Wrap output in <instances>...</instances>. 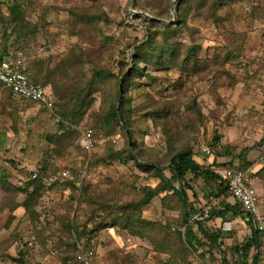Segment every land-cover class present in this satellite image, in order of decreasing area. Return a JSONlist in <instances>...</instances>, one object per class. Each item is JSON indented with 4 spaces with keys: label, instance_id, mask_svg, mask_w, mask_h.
<instances>
[{
    "label": "rangeland",
    "instance_id": "rangeland-1",
    "mask_svg": "<svg viewBox=\"0 0 264 264\" xmlns=\"http://www.w3.org/2000/svg\"><path fill=\"white\" fill-rule=\"evenodd\" d=\"M0 4V56L24 53L57 114L0 82V264H68L80 239L95 264L238 261L230 248H187L177 235L186 208L158 191L169 183L156 170L170 179L171 158L192 149L200 166H247L264 185V0ZM88 128L90 153L80 144ZM216 137L219 150L202 158ZM84 168L79 183L64 176ZM185 183L198 211L212 200L206 185L220 190L205 175Z\"/></svg>",
    "mask_w": 264,
    "mask_h": 264
},
{
    "label": "built area",
    "instance_id": "built-area-1",
    "mask_svg": "<svg viewBox=\"0 0 264 264\" xmlns=\"http://www.w3.org/2000/svg\"><path fill=\"white\" fill-rule=\"evenodd\" d=\"M0 82L9 89L14 98L24 97L43 106L54 115V102L47 95L46 91L30 79L29 62L23 52H11L10 56L0 63ZM94 132L87 129L81 133L80 144L89 153L94 148ZM199 151L207 158L214 156V149L206 144L199 147ZM221 180L228 185L229 191L235 200L241 204L243 210L249 213L253 219V226L259 234L258 243L254 247V254L251 258L256 264H264V216L259 210L260 195L254 187L248 171L236 168H223L217 171ZM84 172L73 174L70 170L64 172V176L70 180H77L78 183L84 178ZM37 173L32 174L36 178ZM194 219H200L193 216ZM184 231V230H183ZM77 260L80 264H95L92 253L80 245L77 253Z\"/></svg>",
    "mask_w": 264,
    "mask_h": 264
},
{
    "label": "trees",
    "instance_id": "trees-1",
    "mask_svg": "<svg viewBox=\"0 0 264 264\" xmlns=\"http://www.w3.org/2000/svg\"><path fill=\"white\" fill-rule=\"evenodd\" d=\"M1 5V4H0ZM1 7V6H0ZM12 12L13 15H18L16 22L21 23L24 19L21 16V9L20 6H14L12 8ZM12 49L10 48V46H8V48L3 52V54L0 56V63L4 60H6L9 56H10V51ZM147 48H145V45H142L139 49H137V53H141L143 51H146ZM168 50V49H167ZM172 50V48H169L168 51ZM161 55V54H160ZM141 57V56H139ZM160 61V60H159ZM138 70H140L138 67H136ZM30 69V66H29ZM30 74V71H29ZM34 79L32 78L31 74H30V79L33 83L35 84H39L38 80H39V76L37 77V75H33ZM40 85V84H39ZM45 91V86L40 85ZM47 93V92H46ZM47 95L50 97V99L54 102L53 98H51V95H49L47 93ZM19 99H23V100H27L24 97H19ZM33 102V101H32ZM36 103V102H35ZM111 118H118V113L116 110H113L110 114ZM91 129V128H88ZM87 130V129H85ZM83 130V131H85ZM93 130V129H91ZM94 141H95V133L93 135ZM217 143H219V138L216 137L214 140V143L210 146L208 144V146L212 147L214 149V155L217 153V150H219V148L217 147ZM84 151L88 152L87 150H85L83 147H81ZM194 157V153L192 151V149H187L184 151H180L178 153H176L172 158H171V172H172V177L170 179H166V177L164 176L163 172L161 170H156L157 176L159 178L162 179V181H166L169 183L168 186L163 187V188H159L158 191L159 192H164V191H173L174 194L178 195V197L180 198V200L183 202L184 207L186 208V211L184 212L185 216H184V231H178L177 235L179 238L184 239L187 248L191 247H195V245H199V246H207V251L209 252H213L215 249H221L223 243L221 242V238L219 231L216 230L214 231L211 227L206 226V222L203 219H194L193 216L199 214L202 217H204V212L202 211H198L197 208H193V205H191V203L189 204V200H188V196H187V189L185 188L186 183H185V179L187 177V175L189 173H192L196 176H202L205 175L207 176L210 180L213 181H218L220 188L225 191H229L228 185L223 182L220 178V176L218 175L217 169L211 171L209 170V168H204L202 166H200V164L193 158ZM250 163H248L249 165ZM247 168V166H245L244 168H238L240 170H245ZM237 169V168H236ZM84 172V174H86V168L80 170L79 172H77V174ZM32 182L35 181H40L41 179L39 178V174L37 173V177L36 178H32ZM70 180V179H69ZM74 182H78L77 180H71ZM175 181H179L182 182V186H181V190H179L175 185L174 182ZM157 192V193H159ZM230 192V191H229ZM156 194H153V196H155ZM152 196V197H153ZM188 203V204H187ZM142 204H144V202H142ZM240 206L241 204L238 203ZM198 206V205H195ZM230 207V206H229ZM242 207V206H241ZM233 210H237V207H230ZM245 211V210H244ZM246 212V211H245ZM247 213V212H246ZM249 216V225L253 226V219L251 217V215L249 213H247ZM208 215H211V212H209ZM254 227V226H253ZM258 237L259 234L256 232V230L254 229L253 231V235L251 237V239H248L246 241H244L241 244H236L233 247L230 248V251H232L233 253L238 255L239 260L236 261L234 264H256L257 259H255L253 262L250 261V257H251V249L253 247H255L257 245V241H258ZM79 239V238H78ZM80 245H82L86 250L92 251V246L89 243V241L80 239L78 242L76 241V250L79 251V247ZM225 259V258H224ZM68 264H80L76 258V256L72 259H70L68 261ZM223 264H229L228 261L225 259L223 260Z\"/></svg>",
    "mask_w": 264,
    "mask_h": 264
},
{
    "label": "crops",
    "instance_id": "crops-1",
    "mask_svg": "<svg viewBox=\"0 0 264 264\" xmlns=\"http://www.w3.org/2000/svg\"><path fill=\"white\" fill-rule=\"evenodd\" d=\"M202 158L206 156L201 155ZM223 168L217 169L220 170ZM258 177L252 181L254 187L257 189L258 194L260 195V201L264 202V185H259ZM208 180V179H207ZM220 183V182H218ZM214 188L208 184L205 193L209 194L212 198L211 201L203 203V198L199 197V201L204 205L202 206L199 203V207L203 209L207 217H203V220L206 224L211 227L214 231L218 230L220 237L223 241L222 248H231L236 244H241L244 241L251 239L254 231V227L249 225V216L243 210V208L238 204L235 198L229 191L221 189L219 186L218 190L217 184ZM219 185V184H218ZM204 193V194H205ZM193 200H197L193 199ZM237 207V210H233L230 207ZM261 212L264 213V204L261 205ZM211 212V215H208ZM254 254V247L251 249V257ZM251 261V260H250Z\"/></svg>",
    "mask_w": 264,
    "mask_h": 264
}]
</instances>
